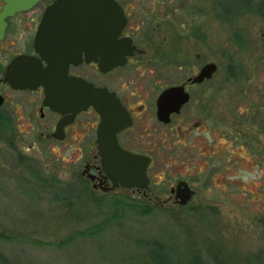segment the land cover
Wrapping results in <instances>:
<instances>
[{
	"label": "flooded vegetation",
	"instance_id": "obj_1",
	"mask_svg": "<svg viewBox=\"0 0 264 264\" xmlns=\"http://www.w3.org/2000/svg\"><path fill=\"white\" fill-rule=\"evenodd\" d=\"M56 1L40 0L29 11L6 19L0 41V126L10 133L14 147L16 142L34 153L48 173H57L65 162L77 166L83 185H78L80 199L181 207L178 193L187 190L192 194L187 205L205 202L200 188L218 174H207L200 164L214 158L232 162L226 153L234 155L237 144L249 137L243 132L241 138L236 120L225 128L218 109L224 50L220 41L209 42L204 0H113L120 19L114 37L97 36L90 20L74 39L61 37L60 55L73 57L67 79L86 85V98L95 99L90 88L109 97L75 114L62 104L60 112L47 106L42 84L16 89L5 81L9 66L20 57L48 68L36 50V37ZM3 6L0 0V12ZM216 9L222 20L221 6ZM208 67L214 71L201 78ZM227 73L236 77L235 69ZM167 92L169 109L161 113L159 101ZM222 141H231L226 153ZM120 152L149 160L143 187L139 179L124 186L106 172L102 155Z\"/></svg>",
	"mask_w": 264,
	"mask_h": 264
},
{
	"label": "rangeland",
	"instance_id": "obj_2",
	"mask_svg": "<svg viewBox=\"0 0 264 264\" xmlns=\"http://www.w3.org/2000/svg\"><path fill=\"white\" fill-rule=\"evenodd\" d=\"M204 4L209 42L224 50V127L236 120L249 137L232 156L231 141H222L232 162L200 164L218 174L200 188L205 202L137 207L77 198V166L46 172L1 125L0 264H264V0Z\"/></svg>",
	"mask_w": 264,
	"mask_h": 264
},
{
	"label": "water",
	"instance_id": "obj_3",
	"mask_svg": "<svg viewBox=\"0 0 264 264\" xmlns=\"http://www.w3.org/2000/svg\"><path fill=\"white\" fill-rule=\"evenodd\" d=\"M1 1L4 6L0 12V41L5 35L6 19L17 13L29 11L40 0ZM89 20L95 22L97 36L114 37V32L120 24L113 0L56 1L48 9L36 37V50L49 64L48 68L44 69L38 60L20 57L9 66L5 81L16 89H33L42 84L47 89V106L56 112L61 111L62 105L67 108L68 112L74 114L86 109L89 103L98 107L100 101L109 99V97L103 91L90 88V93L95 96V99L86 98L84 91L86 85L66 77L67 66L73 61V57L68 58L59 53L60 38L69 34L74 39L79 28L86 29V25L82 23ZM124 23L123 21L121 24L124 25ZM98 46L99 44H97ZM62 65L64 71L61 69ZM213 71V67H208L201 78L210 77ZM169 95V92L165 93L159 101L161 113L169 109ZM2 104L3 100L0 97V106ZM102 158L106 172L120 181L122 185L129 187L136 184L138 179L139 187H143L145 184L148 159L140 157L137 159L124 152L117 155L103 154ZM191 197V192L180 190L178 193L179 205L186 206Z\"/></svg>",
	"mask_w": 264,
	"mask_h": 264
}]
</instances>
